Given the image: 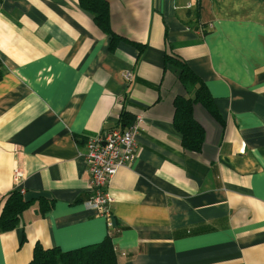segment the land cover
<instances>
[{"label":"crops","instance_id":"crops-1","mask_svg":"<svg viewBox=\"0 0 264 264\" xmlns=\"http://www.w3.org/2000/svg\"><path fill=\"white\" fill-rule=\"evenodd\" d=\"M106 1L114 45L79 0H0V205L16 167L32 201L0 231V264L106 238L117 264H264V0ZM165 56L212 97L193 105L198 150L173 122L175 98L198 84ZM134 123L108 225L85 204L84 139Z\"/></svg>","mask_w":264,"mask_h":264},{"label":"trees","instance_id":"trees-1","mask_svg":"<svg viewBox=\"0 0 264 264\" xmlns=\"http://www.w3.org/2000/svg\"><path fill=\"white\" fill-rule=\"evenodd\" d=\"M80 6L91 12L93 20L103 31L110 36L112 45L119 37L112 31L109 23V6L106 0H79ZM168 62L177 68L179 80L186 84H198L194 98L178 96L174 100V127L180 134L183 147L198 150L205 138L202 125L193 117V105L200 102L210 110L212 97L206 87L199 81L198 76L191 71L186 62L179 58L165 56ZM212 112V111H211ZM213 113V112H212ZM41 212L50 205L41 197ZM31 199L24 197L18 188L11 190L0 205V231L13 229L21 220L23 212L31 204ZM27 264H117L113 245L109 238L98 244L81 247L74 250H61L58 248L44 249L36 246L32 259Z\"/></svg>","mask_w":264,"mask_h":264},{"label":"built area","instance_id":"built-area-1","mask_svg":"<svg viewBox=\"0 0 264 264\" xmlns=\"http://www.w3.org/2000/svg\"><path fill=\"white\" fill-rule=\"evenodd\" d=\"M190 4H188L189 6ZM124 78L130 81L132 74L126 71ZM138 126L132 124L128 129L113 128L102 130L94 135H88L84 139L81 154L89 171L90 197L86 206L95 210L99 216L106 218L111 225L110 203L112 196L109 192V184L115 172L120 166L128 165L137 155L135 132ZM24 177L23 171L16 167L13 171V180L16 188ZM23 193V189H19Z\"/></svg>","mask_w":264,"mask_h":264}]
</instances>
